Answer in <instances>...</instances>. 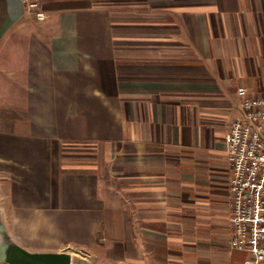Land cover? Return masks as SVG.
<instances>
[{"label": "crops", "instance_id": "1", "mask_svg": "<svg viewBox=\"0 0 264 264\" xmlns=\"http://www.w3.org/2000/svg\"><path fill=\"white\" fill-rule=\"evenodd\" d=\"M38 1L45 21L0 0L16 242L78 264H245L225 138L240 88L264 94V0Z\"/></svg>", "mask_w": 264, "mask_h": 264}, {"label": "built area", "instance_id": "2", "mask_svg": "<svg viewBox=\"0 0 264 264\" xmlns=\"http://www.w3.org/2000/svg\"><path fill=\"white\" fill-rule=\"evenodd\" d=\"M26 14L45 21L38 0H23ZM241 115L226 135L230 180L232 237L230 247L247 256L245 264H264V94L240 88Z\"/></svg>", "mask_w": 264, "mask_h": 264}, {"label": "water", "instance_id": "3", "mask_svg": "<svg viewBox=\"0 0 264 264\" xmlns=\"http://www.w3.org/2000/svg\"><path fill=\"white\" fill-rule=\"evenodd\" d=\"M0 263L4 264H78L70 249L61 252L32 251L16 242L9 232L0 207Z\"/></svg>", "mask_w": 264, "mask_h": 264}, {"label": "rangeland", "instance_id": "4", "mask_svg": "<svg viewBox=\"0 0 264 264\" xmlns=\"http://www.w3.org/2000/svg\"><path fill=\"white\" fill-rule=\"evenodd\" d=\"M82 160H84V159H82Z\"/></svg>", "mask_w": 264, "mask_h": 264}]
</instances>
